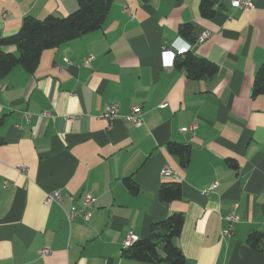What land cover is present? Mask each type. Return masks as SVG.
<instances>
[{
  "label": "crops",
  "instance_id": "crops-1",
  "mask_svg": "<svg viewBox=\"0 0 264 264\" xmlns=\"http://www.w3.org/2000/svg\"><path fill=\"white\" fill-rule=\"evenodd\" d=\"M201 1L113 0L100 29L44 50L33 72L18 66L0 77V264H152L124 257L123 240L147 237L175 212L184 216L174 239L184 264H264V95H251L264 64V0L249 11L208 0L210 17ZM76 8V0H0V34H15L27 15ZM184 45L217 72L190 79L178 66L184 55L170 65L165 51ZM112 103L119 116L99 118ZM133 105L140 126L123 119ZM170 142L189 147L186 166ZM166 181L180 184V199L159 200ZM55 190L61 199L45 202ZM85 193L95 197L89 219L67 221ZM233 204L239 219L225 237Z\"/></svg>",
  "mask_w": 264,
  "mask_h": 264
},
{
  "label": "trees",
  "instance_id": "trees-1",
  "mask_svg": "<svg viewBox=\"0 0 264 264\" xmlns=\"http://www.w3.org/2000/svg\"><path fill=\"white\" fill-rule=\"evenodd\" d=\"M113 0H76L77 8L66 16L49 14L43 19L30 15L22 19L19 30L10 36L0 34V77L7 75L13 68L22 67L33 72L38 65L41 53L83 34L101 28ZM204 17H210L214 10L210 1L202 0L199 6ZM178 33L189 40L191 26L182 24ZM191 42V40H190ZM14 46L17 54L5 52L4 48ZM178 66L185 69L190 79H202L213 76L217 66L205 58L196 56L187 50ZM175 62V60H174ZM252 98L264 95V64L258 67L254 75ZM168 150L176 154L182 166L188 164L189 147L170 142ZM126 186L135 191L137 185L131 179L125 180ZM159 200L168 203L181 198V186L175 181L163 182L158 191ZM184 216L175 212L165 219L154 222L149 227L148 236L137 239L130 247L122 249L126 258L152 264H184L185 258L174 239L180 234ZM249 239L255 248H259L260 238L251 234Z\"/></svg>",
  "mask_w": 264,
  "mask_h": 264
},
{
  "label": "built area",
  "instance_id": "built-area-1",
  "mask_svg": "<svg viewBox=\"0 0 264 264\" xmlns=\"http://www.w3.org/2000/svg\"><path fill=\"white\" fill-rule=\"evenodd\" d=\"M230 5L231 7L235 9H243L246 11H249L254 8V2L253 0H230ZM124 11L128 14L131 13V7L126 4L124 5ZM209 32L205 31L203 32L199 38L198 42H203L209 37ZM183 49V51H181ZM188 50L187 46H173L172 49L165 51L168 55L170 65L173 64L174 58L176 56L183 55L186 51ZM93 60V56L90 55L86 58H84L81 62V65H88L91 61ZM67 65H74L75 63L72 61L67 60L66 61ZM78 65V64H75ZM4 86L0 85V90ZM162 107L165 106V104L161 105ZM46 115V112H43L41 116ZM26 119H29V116L26 114ZM118 108L115 103L109 104L103 111H101L98 115L99 118L112 121L114 118L118 117ZM72 119V117H70ZM123 119L133 123L135 126H140L142 124V112L139 106L133 105L130 107V111L127 115L123 116ZM196 126L193 125L192 128H195ZM19 171H25L26 167L25 166H20L18 167ZM171 172V168L167 165L163 166L160 173L162 175L169 174ZM217 187V182H213L211 185H209L207 188L203 189L201 192L202 194H208L210 191H213ZM61 199V193L59 190H55L51 193H47L45 202H52V201H58ZM95 201V197L92 196L89 193H85L83 196V202L82 205L77 207L75 205H72L69 209V211L66 214V219L67 221H71L77 216H81L82 219L88 220L90 217V211L89 208L93 205ZM237 204H233L231 206V209L229 213L226 215V227L222 230V235L225 237H229L232 234V229L233 225L238 221L239 217L237 214ZM137 240L136 236L129 232L126 237L123 240L122 247L123 248H128L130 247L135 241ZM40 254H47L50 252L48 248H42L40 251Z\"/></svg>",
  "mask_w": 264,
  "mask_h": 264
},
{
  "label": "clouds",
  "instance_id": "clouds-1",
  "mask_svg": "<svg viewBox=\"0 0 264 264\" xmlns=\"http://www.w3.org/2000/svg\"><path fill=\"white\" fill-rule=\"evenodd\" d=\"M181 51H183V49Z\"/></svg>",
  "mask_w": 264,
  "mask_h": 264
}]
</instances>
